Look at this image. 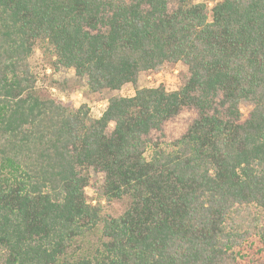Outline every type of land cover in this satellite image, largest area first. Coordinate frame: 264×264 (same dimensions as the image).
<instances>
[{
    "label": "trees",
    "instance_id": "trees-1",
    "mask_svg": "<svg viewBox=\"0 0 264 264\" xmlns=\"http://www.w3.org/2000/svg\"><path fill=\"white\" fill-rule=\"evenodd\" d=\"M37 43L91 93L135 95L95 120L43 96ZM180 63L179 90L137 87ZM188 108L198 118L179 140L148 139ZM91 170L105 175L95 206ZM124 199L120 217L104 215L103 201ZM254 237L264 243V0L173 12L167 0H0V264H241Z\"/></svg>",
    "mask_w": 264,
    "mask_h": 264
},
{
    "label": "rangeland",
    "instance_id": "rangeland-1",
    "mask_svg": "<svg viewBox=\"0 0 264 264\" xmlns=\"http://www.w3.org/2000/svg\"><path fill=\"white\" fill-rule=\"evenodd\" d=\"M199 3H207L213 7L222 0H196ZM170 12L177 8V0H167ZM55 57L47 51V46L37 43L28 64L32 72L38 78L39 91L43 96L49 97L66 107L79 108L86 105L89 109L91 119H99L108 106L109 99L112 97H132L135 95V87L132 85L124 86L120 91L103 92L99 94L91 93L87 79L76 76L75 71L63 67L55 68L52 64ZM188 78V69L183 64H164L155 71L142 73L139 77L137 87L157 88L164 86L168 91L179 90ZM249 103H242L241 113L246 119L252 111ZM198 112L195 109H184L179 116L168 121L163 126L162 131H154L148 137L154 143L167 144L179 140L188 130ZM90 185L86 189L88 202L97 205V195L99 188L104 184L105 175L101 172L90 171ZM104 215L111 218L120 217L128 208L129 200L113 202L107 205L101 204ZM241 264H264V243L259 238L254 239L244 248ZM252 264V263H251Z\"/></svg>",
    "mask_w": 264,
    "mask_h": 264
}]
</instances>
